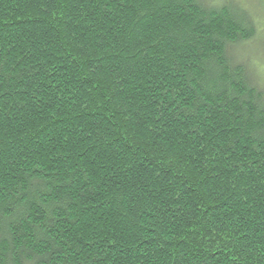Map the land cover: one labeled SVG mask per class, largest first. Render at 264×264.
I'll list each match as a JSON object with an SVG mask.
<instances>
[{
  "label": "trees",
  "instance_id": "1",
  "mask_svg": "<svg viewBox=\"0 0 264 264\" xmlns=\"http://www.w3.org/2000/svg\"><path fill=\"white\" fill-rule=\"evenodd\" d=\"M252 10L0 0V264H264Z\"/></svg>",
  "mask_w": 264,
  "mask_h": 264
},
{
  "label": "rangeland",
  "instance_id": "2",
  "mask_svg": "<svg viewBox=\"0 0 264 264\" xmlns=\"http://www.w3.org/2000/svg\"><path fill=\"white\" fill-rule=\"evenodd\" d=\"M217 3L219 0H212ZM247 5L253 8L252 13L259 19L264 16V3L260 0H243ZM241 59H248L250 65L256 69L261 83L264 84V26L258 25L257 37L252 42L242 45L239 49Z\"/></svg>",
  "mask_w": 264,
  "mask_h": 264
},
{
  "label": "snow or ice",
  "instance_id": "3",
  "mask_svg": "<svg viewBox=\"0 0 264 264\" xmlns=\"http://www.w3.org/2000/svg\"><path fill=\"white\" fill-rule=\"evenodd\" d=\"M261 3H264V0H260ZM239 3L241 4V7L243 6V0H239ZM249 20L252 21L251 26L255 28L258 24L261 26H264V16H261L258 20L251 17V15H248Z\"/></svg>",
  "mask_w": 264,
  "mask_h": 264
}]
</instances>
